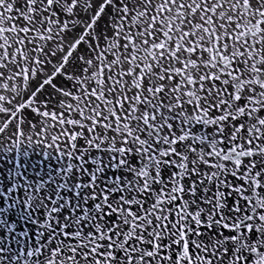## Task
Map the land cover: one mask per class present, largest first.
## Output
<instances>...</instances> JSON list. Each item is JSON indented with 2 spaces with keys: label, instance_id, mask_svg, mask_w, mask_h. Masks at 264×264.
I'll return each instance as SVG.
<instances>
[{
  "label": "snow or ice",
  "instance_id": "obj_1",
  "mask_svg": "<svg viewBox=\"0 0 264 264\" xmlns=\"http://www.w3.org/2000/svg\"><path fill=\"white\" fill-rule=\"evenodd\" d=\"M0 264H264V0H0Z\"/></svg>",
  "mask_w": 264,
  "mask_h": 264
}]
</instances>
